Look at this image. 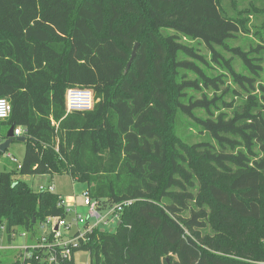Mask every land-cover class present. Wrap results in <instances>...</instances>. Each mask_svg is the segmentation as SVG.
I'll return each instance as SVG.
<instances>
[{"label":"trees","instance_id":"trees-1","mask_svg":"<svg viewBox=\"0 0 264 264\" xmlns=\"http://www.w3.org/2000/svg\"><path fill=\"white\" fill-rule=\"evenodd\" d=\"M121 1L143 16L123 22ZM239 32L220 0H0V98L11 105L0 143L11 127L26 137L21 166L0 172V232L37 235L47 219L67 220L61 195L15 177L69 174L103 208L131 202L114 232L87 234L74 251L90 264L264 262V47H229ZM179 35L225 73L208 75L200 64L212 65ZM229 82L247 95L242 106L193 95ZM71 89L92 91L93 109L69 112ZM220 104L232 114L216 115ZM178 114L209 140L168 141L160 128Z\"/></svg>","mask_w":264,"mask_h":264},{"label":"rangeland","instance_id":"rangeland-1","mask_svg":"<svg viewBox=\"0 0 264 264\" xmlns=\"http://www.w3.org/2000/svg\"><path fill=\"white\" fill-rule=\"evenodd\" d=\"M122 6V21H133L138 17L143 16V10L137 9V11H133L126 7L125 2H120ZM220 7L228 16L232 17L238 22L240 27V32L236 35V37L228 43L229 47H240L244 50H249L252 48H257L258 45L264 47V0H220ZM125 10V11H124ZM162 35H176L174 31L171 30H161ZM180 42L189 45L196 46L200 53L204 56L207 62L212 65V68H206V66L200 64V67L206 70L212 77H216L225 71L220 68L218 65L212 62V57L210 52L204 47L202 44H198L196 41H191L179 35ZM139 40L140 43H147L149 48L152 47V41L149 36V32L147 29H142L140 32ZM138 50V49H137ZM218 51L222 53V55L227 59H232V54L227 50L218 48ZM234 67L237 72L245 73L242 62L233 58ZM264 66V64H263ZM194 79V76H191ZM170 78V77H169ZM168 83H169V79ZM264 85V73L262 74L261 82ZM229 87V88H227ZM227 89V90H226ZM236 93H241V96H238ZM257 94V93H256ZM194 97L197 99H204L206 96L209 100L214 99L215 97H221V100H224L228 105L233 104L235 107L239 105H243V100L247 99V95L242 92L238 87H236L232 82H229L227 86H221L220 91L216 92L213 89H204L203 92L193 93ZM174 98V91L171 92V106L175 107L172 103V99ZM218 111L214 112L218 115L222 111H226L229 114L231 110H226L223 108V105L220 104ZM197 116L202 118H207L208 114L205 111L198 110L196 111ZM178 122L175 125L174 121L171 120V117L167 118L166 123L162 128H160V132L163 135H166L168 141L177 142L179 139L180 142H184L187 144H196L203 141H208L209 137L202 133L196 126L194 122L188 119L185 116H181L178 114ZM1 144V143H0ZM25 143L13 142L8 149V151L3 154L0 158V172L3 171H12L17 167V164L10 160L7 155L11 154L14 158H16L19 162H22L25 155ZM15 179L22 180L28 186H30L35 192L38 191L40 186H49L53 184L56 189V194L61 195L64 198V201L67 204L71 203V200L77 199V209L74 207H67L71 211V213L75 216L76 214L81 217H85L87 214V207L83 205V199L81 197V192L85 188V184L79 181H73L72 177L69 174L62 175H46V176H26V177H15ZM73 216L71 215V218ZM83 227V224L80 225ZM23 233L21 230H17V238L14 241L15 244H23L26 243L25 239H22L20 236ZM8 235L5 231L0 233V246H6L9 244ZM20 258V255L17 252L9 251V250H1L0 251V259L2 261H16ZM75 264H90L89 254L85 251H78L74 255ZM259 264H264L261 262Z\"/></svg>","mask_w":264,"mask_h":264},{"label":"built area","instance_id":"built-area-1","mask_svg":"<svg viewBox=\"0 0 264 264\" xmlns=\"http://www.w3.org/2000/svg\"><path fill=\"white\" fill-rule=\"evenodd\" d=\"M94 104L95 98L92 91L71 89L67 92L66 106L69 112L90 111L93 109ZM10 113L11 105L9 101L0 98V121L8 119ZM23 133L24 131L20 127L14 131L15 137H21ZM7 157L19 167L21 166V162L11 154H8ZM43 191L56 193L53 184L40 186L37 192ZM81 197L83 205L88 210L85 217L77 214L74 216L68 209L69 218L67 220L49 218L40 226L37 235L23 232L20 237L25 239L26 243L16 244L18 246L11 244L12 242L15 243L14 241L17 238V230H15L11 233V238L8 237L9 244L6 246L1 245L0 251L17 252L20 258L16 261H27L28 264H36L37 262L39 264H62L64 260H72L74 251L81 247L82 242H86L87 234H92L96 230L114 232L123 208L131 204V202H125L113 207L103 208L99 201L91 199L88 190L81 192ZM81 224H83L82 228L80 227ZM2 231H5V227H1Z\"/></svg>","mask_w":264,"mask_h":264},{"label":"water","instance_id":"water-1","mask_svg":"<svg viewBox=\"0 0 264 264\" xmlns=\"http://www.w3.org/2000/svg\"><path fill=\"white\" fill-rule=\"evenodd\" d=\"M139 47V44H136L132 53V57L131 60L128 64V69L130 68L133 60L135 59L136 55H137V49ZM15 128L11 127L6 135V139L3 143L0 144V158L3 156V154H5L8 149L10 148L11 144L14 141L20 142V143H25L26 142V137L21 136V137H15L14 134Z\"/></svg>","mask_w":264,"mask_h":264},{"label":"crops","instance_id":"crops-1","mask_svg":"<svg viewBox=\"0 0 264 264\" xmlns=\"http://www.w3.org/2000/svg\"><path fill=\"white\" fill-rule=\"evenodd\" d=\"M85 190H87V185L85 186V188H84L83 191H85ZM83 191H82V192H83ZM74 199H75V198H74ZM74 199H73V201L71 200V203L67 204V207H74V206H76V209H77V206H78V205H77V204H78V203H77V199H76V200H74ZM9 242H10V241H9ZM11 244H12V245L14 244V246H18V245H16V244L13 243V242H12ZM19 245H20V244H19Z\"/></svg>","mask_w":264,"mask_h":264}]
</instances>
